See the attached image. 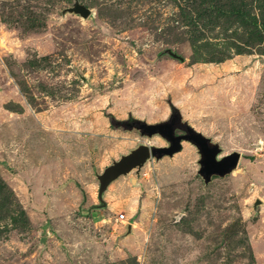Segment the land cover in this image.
<instances>
[{"label": "rangeland", "instance_id": "374dc122", "mask_svg": "<svg viewBox=\"0 0 264 264\" xmlns=\"http://www.w3.org/2000/svg\"><path fill=\"white\" fill-rule=\"evenodd\" d=\"M174 110L237 165L182 140L99 199ZM0 264H264V0H0Z\"/></svg>", "mask_w": 264, "mask_h": 264}, {"label": "water", "instance_id": "95a60500", "mask_svg": "<svg viewBox=\"0 0 264 264\" xmlns=\"http://www.w3.org/2000/svg\"><path fill=\"white\" fill-rule=\"evenodd\" d=\"M68 11L77 13L84 18L90 14L89 8L77 1L68 8ZM132 127L138 128L142 134L146 135L159 133L168 144L164 146L139 144L128 153L121 155L118 160H114L110 165L106 166L97 175L99 199H102L103 193L113 180L121 175L128 174L133 169H140L152 156L161 158L162 156H171L178 152L181 149L182 140H187L196 146L200 155L198 173L202 176L205 183L209 182L212 175L223 176L229 173L237 165L240 157L238 152L233 151L217 159L218 146L210 144L208 138L194 130L186 122H181V116L177 110H174L167 120L157 123H146L135 119L131 123H127V128ZM177 127L182 129L183 133L175 134L174 131Z\"/></svg>", "mask_w": 264, "mask_h": 264}, {"label": "built area", "instance_id": "2783aa9c", "mask_svg": "<svg viewBox=\"0 0 264 264\" xmlns=\"http://www.w3.org/2000/svg\"><path fill=\"white\" fill-rule=\"evenodd\" d=\"M118 216H119L120 219L124 218V214L123 213H120Z\"/></svg>", "mask_w": 264, "mask_h": 264}, {"label": "flooded vegetation", "instance_id": "af4514ba", "mask_svg": "<svg viewBox=\"0 0 264 264\" xmlns=\"http://www.w3.org/2000/svg\"><path fill=\"white\" fill-rule=\"evenodd\" d=\"M178 134H181V133H178ZM167 144H168V143H167ZM167 144H166V145H167Z\"/></svg>", "mask_w": 264, "mask_h": 264}]
</instances>
